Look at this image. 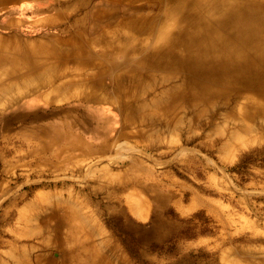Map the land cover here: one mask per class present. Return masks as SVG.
<instances>
[{
    "label": "rangeland",
    "instance_id": "374dc122",
    "mask_svg": "<svg viewBox=\"0 0 264 264\" xmlns=\"http://www.w3.org/2000/svg\"><path fill=\"white\" fill-rule=\"evenodd\" d=\"M65 3L19 0L0 7V36L35 40L56 35L63 29L33 25L43 14L23 15L16 9L30 4L55 11ZM66 10L71 21L86 15L84 9ZM6 18L18 20V27L4 26ZM99 21L108 28L118 24ZM117 29L122 37L116 46H121L126 30ZM100 48V43L92 45L95 52ZM109 58L123 60L118 53ZM83 72L56 78L58 84L80 82L69 93L52 92L51 84L35 91L57 94L48 107L60 108L62 99H77L98 87L90 82L98 71ZM10 80L15 88L0 93V264H36L43 253L48 263L61 260L68 240L60 242L75 227L78 235H90L87 241L104 256L103 263L264 264V118L255 116L252 129H245L251 115L238 113L242 99L187 107L166 118L150 103L162 88L160 78L149 93L139 83L133 90L131 73L120 67L98 80L105 91H128L119 101L114 94L95 93L97 101L113 104L101 106L107 123L97 127L98 139L74 126L93 146L60 152L43 149L46 129L38 125L45 120L26 115L9 120L16 111L11 103L32 93L19 89L22 76ZM104 132L107 145L102 148L98 140ZM39 195L44 199L37 200ZM74 242L69 239V245Z\"/></svg>",
    "mask_w": 264,
    "mask_h": 264
},
{
    "label": "bare ground",
    "instance_id": "6f19581e",
    "mask_svg": "<svg viewBox=\"0 0 264 264\" xmlns=\"http://www.w3.org/2000/svg\"><path fill=\"white\" fill-rule=\"evenodd\" d=\"M15 1L19 0H0V7ZM67 2L55 11L51 6L33 5L37 9L32 13L52 14L54 17L48 19L49 24L67 16L68 30L64 28L56 35L35 40L0 36V93L2 89L15 88L16 84L10 79L18 76L24 78L18 84L19 89L32 91L51 84L52 92L69 93V89L81 85L79 81L55 82L56 78L67 75V71H62L64 62L60 60L70 56L71 64H82L79 68L91 64L103 69L92 77L96 84L90 81L93 86L98 85L92 89L94 94L80 93L77 94L79 98L97 99L95 93L100 90L106 92L103 95L108 98L114 94L119 101L121 93L128 91L122 88L114 89L113 93L105 91V84L98 80L103 79L104 74L112 77L115 69L122 67L133 77L130 85L133 90L139 83L143 85L144 93H149L155 89V78H160L162 88L151 96L150 103L158 110L157 114L166 118L178 115L187 107L196 109L197 106L202 108L220 101L230 103L240 99L242 105L237 109L238 113L251 115L245 129H252L255 116L264 118V0ZM26 5L30 4L19 6L17 12L21 13ZM69 7L84 9L86 15L71 21L66 10ZM9 12L13 11H6ZM102 19L108 20L109 24L116 21L119 25L101 26L99 20ZM4 22L7 27L9 23ZM89 23L92 24L90 27ZM72 25L73 32L69 29ZM118 27L126 30L123 33L126 42L121 46H116L122 37ZM143 35L147 36L143 38ZM97 43L101 48L95 52L92 45ZM114 53L123 60L109 58ZM3 78L7 80L1 81ZM135 98L133 96L129 101ZM257 98H262V102ZM149 114L153 116L154 112ZM77 228L71 231L70 238L60 242L62 245L68 240L69 245V239L76 240L67 245L61 260L56 258L48 263V256L43 253L38 255L36 264H111L101 261L104 256L96 253L87 241L90 235H78ZM56 230L60 232V227Z\"/></svg>",
    "mask_w": 264,
    "mask_h": 264
},
{
    "label": "crops",
    "instance_id": "0c3cea01",
    "mask_svg": "<svg viewBox=\"0 0 264 264\" xmlns=\"http://www.w3.org/2000/svg\"><path fill=\"white\" fill-rule=\"evenodd\" d=\"M20 9L21 8H19L18 10ZM36 9L37 7L26 5V7L23 8V10H21L22 11L21 13L30 16V14H33L32 12L36 11ZM39 12L40 11H38V13ZM43 15L44 16L42 18L34 19L32 21L34 26H38L41 29L58 28V30L59 28L64 29L67 27L66 26L68 20L67 16L63 17L60 20L57 19L58 21L56 20L55 24L54 23L49 24L48 19L53 18L54 16L52 14H47V13ZM8 20L9 19L7 18L5 19V21L8 22L9 24L18 27V23H19L18 20H12V21L10 20L8 21ZM65 44L67 45V43ZM69 57L70 56L60 60L61 62H65V61L68 62V63L65 62L66 63L65 66L64 63L62 64L63 66L62 68L64 69L62 71H67V75L70 73L72 75L74 74L84 75L83 71L103 70L101 68L92 67L90 66L91 64H87L86 67L79 68V66L82 64H79L78 62L71 64L72 62H70V60H72V58ZM70 67L72 69H70ZM34 91L35 90H32V93L25 95L21 99L18 100L15 99V101L11 103L13 105H16V111L15 110L12 111L13 114L9 117V120H11L14 117L16 118L18 116H25V115L30 117L32 120H45L43 121V123L38 125L39 127H41V130L42 129L47 130L42 132L43 135L47 137L43 149H46L45 147H48V149L54 148L55 151L58 150L60 152L72 151L75 149L86 151L93 146V143L90 140H87L84 137L83 133L81 131L76 130L74 126H79L85 129L86 132L91 134L92 139L94 140L98 139L95 136L96 131H98L97 127L104 126L105 128L107 123L106 118L101 112L105 110L101 106L102 104H111L110 102L108 103L104 101H97V99L93 97L89 99L79 98V97L75 99V98L67 97V99H62L61 101L63 102L62 107L60 108L48 107L49 103L52 100L57 99V94L55 95L41 94L40 93L41 90L35 92ZM23 99L24 101L21 102V100ZM39 103L46 105H43L45 107L43 106L39 107L38 106ZM11 104H9L8 106L11 107ZM111 105L113 106V104ZM3 123L9 125V123L6 120H4ZM106 138H107L106 132H104L99 137L98 141L101 142L100 145L102 146V148H105L107 145ZM42 198L43 197L39 195L37 200ZM59 205L60 204H57V206ZM60 207L61 206L56 208L59 211L57 213L61 212Z\"/></svg>",
    "mask_w": 264,
    "mask_h": 264
}]
</instances>
